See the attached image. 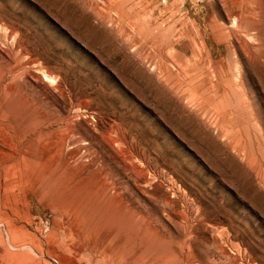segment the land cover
<instances>
[{
  "label": "rangeland",
  "instance_id": "rangeland-1",
  "mask_svg": "<svg viewBox=\"0 0 264 264\" xmlns=\"http://www.w3.org/2000/svg\"><path fill=\"white\" fill-rule=\"evenodd\" d=\"M0 264H264V0H0Z\"/></svg>",
  "mask_w": 264,
  "mask_h": 264
},
{
  "label": "bare ground",
  "instance_id": "bare-ground-1",
  "mask_svg": "<svg viewBox=\"0 0 264 264\" xmlns=\"http://www.w3.org/2000/svg\"><path fill=\"white\" fill-rule=\"evenodd\" d=\"M104 209V208H103ZM103 212H104V210H103Z\"/></svg>",
  "mask_w": 264,
  "mask_h": 264
}]
</instances>
